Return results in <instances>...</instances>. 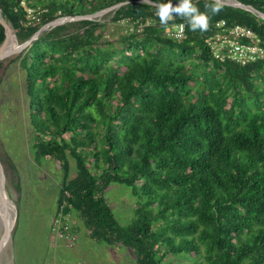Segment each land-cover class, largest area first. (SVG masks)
I'll return each mask as SVG.
<instances>
[{
    "label": "trees",
    "instance_id": "1",
    "mask_svg": "<svg viewBox=\"0 0 264 264\" xmlns=\"http://www.w3.org/2000/svg\"><path fill=\"white\" fill-rule=\"evenodd\" d=\"M239 1L264 12V0ZM120 2L110 15L53 27L12 57L25 74L34 158L63 171L57 210L75 212L90 238L130 248L138 264L180 255L264 264V57L222 61L206 41L221 19L264 41V19L223 4L207 31L193 32L178 14L165 30L143 0H0V10L23 43L58 17ZM206 2L193 0L201 12ZM25 6L46 9L40 24L23 25ZM179 24L182 38L173 35ZM5 37L0 23V44ZM112 184L137 197L128 225L107 201Z\"/></svg>",
    "mask_w": 264,
    "mask_h": 264
},
{
    "label": "rangeland",
    "instance_id": "2",
    "mask_svg": "<svg viewBox=\"0 0 264 264\" xmlns=\"http://www.w3.org/2000/svg\"><path fill=\"white\" fill-rule=\"evenodd\" d=\"M112 31L116 37L118 33ZM12 57L4 59L0 69V160L16 218L12 238L0 255V264H138L130 248L90 238L75 212L68 219L73 238L60 236L55 213L63 171L54 160L34 158L25 74L19 60ZM70 161L73 177L76 163L73 158ZM106 198L121 224L133 221L137 197L132 187L112 184ZM2 231L0 222V236ZM190 259L180 255L166 259L164 264H188Z\"/></svg>",
    "mask_w": 264,
    "mask_h": 264
},
{
    "label": "built area",
    "instance_id": "3",
    "mask_svg": "<svg viewBox=\"0 0 264 264\" xmlns=\"http://www.w3.org/2000/svg\"><path fill=\"white\" fill-rule=\"evenodd\" d=\"M46 9L25 6V17L23 25L36 26L42 22V15ZM173 35L182 38L184 35V24H179ZM215 31L206 40L211 48L212 54L224 61L230 59L241 65L264 57V44L261 37L250 27L242 24H230L228 20L221 19L215 23ZM64 206L56 210L55 225L61 237L73 238L72 225L69 216L63 210ZM75 238V237H74Z\"/></svg>",
    "mask_w": 264,
    "mask_h": 264
},
{
    "label": "water",
    "instance_id": "4",
    "mask_svg": "<svg viewBox=\"0 0 264 264\" xmlns=\"http://www.w3.org/2000/svg\"><path fill=\"white\" fill-rule=\"evenodd\" d=\"M149 2L153 5H156L157 2L153 0H143ZM126 2L116 3L104 9L98 10L94 13L90 14H81L76 16H61L54 20H51L45 24H43L29 39L25 42L20 43L17 38L16 31L12 25V23L5 19L2 12L0 11V23L5 28L6 37L4 41L0 44V60L6 59L12 55L21 53L24 49H26L34 40L38 39L43 33L49 31L53 27L58 25H62L74 20H82V19H99L102 16L108 13H114L116 9H118L121 5ZM224 5L240 7L252 11L254 14L259 16L260 18L264 19V12L257 9L253 5L245 4L239 0H222ZM173 6L179 4V1L172 2ZM11 38L15 39V45L9 46V41ZM12 215H13V206L12 201L7 193L6 186H5V174L4 169L0 160V222L3 226V231L0 236V255L8 242L12 238V231L14 226L12 225Z\"/></svg>",
    "mask_w": 264,
    "mask_h": 264
},
{
    "label": "clouds",
    "instance_id": "5",
    "mask_svg": "<svg viewBox=\"0 0 264 264\" xmlns=\"http://www.w3.org/2000/svg\"><path fill=\"white\" fill-rule=\"evenodd\" d=\"M156 16L159 22L167 30L169 21L174 19V14L185 20L191 31L197 30L204 32L209 29L210 15H218L223 10L222 0H210L205 3V12H201L199 8L193 3V0H179V4L173 6L171 0L168 3H157Z\"/></svg>",
    "mask_w": 264,
    "mask_h": 264
},
{
    "label": "bare ground",
    "instance_id": "6",
    "mask_svg": "<svg viewBox=\"0 0 264 264\" xmlns=\"http://www.w3.org/2000/svg\"><path fill=\"white\" fill-rule=\"evenodd\" d=\"M13 45H15V39L14 38H11V40L9 41V46H13ZM15 218L16 217H15V210H14L13 211V215H12V222H11L13 226L15 225Z\"/></svg>",
    "mask_w": 264,
    "mask_h": 264
}]
</instances>
